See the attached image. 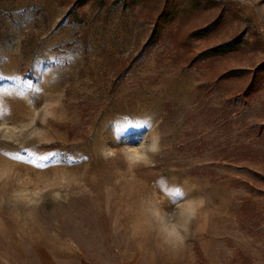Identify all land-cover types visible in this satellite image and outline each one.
<instances>
[{
  "label": "rangeland",
  "instance_id": "obj_1",
  "mask_svg": "<svg viewBox=\"0 0 264 264\" xmlns=\"http://www.w3.org/2000/svg\"><path fill=\"white\" fill-rule=\"evenodd\" d=\"M221 1L241 18L226 37L264 42V0ZM136 12L0 0V264H264V72L230 99L264 53L157 63ZM236 67L249 73L200 88Z\"/></svg>",
  "mask_w": 264,
  "mask_h": 264
},
{
  "label": "trees",
  "instance_id": "obj_2",
  "mask_svg": "<svg viewBox=\"0 0 264 264\" xmlns=\"http://www.w3.org/2000/svg\"><path fill=\"white\" fill-rule=\"evenodd\" d=\"M59 1L66 5L69 0ZM73 1L80 7L88 4L91 8L108 3V0ZM124 3L132 11H137V19L152 23V28L144 40L139 56L148 55L157 50L155 56L157 63H160L164 55H167L172 63H180L181 68L198 71L206 65H213L220 59L229 58L244 50L260 49L264 53V42L255 29L244 28L228 37L225 36V23L241 18L235 9L225 5L221 0H124ZM138 7H141V10H138ZM67 15V22H85L84 12L75 7L69 8ZM86 25L87 22L80 33L82 45L85 44L88 33ZM205 39L214 42L194 52L193 43ZM134 58L137 59L136 56ZM132 63L130 62L125 68L120 66L117 74L124 75ZM258 69L259 71L251 76L246 90L230 98L233 102L245 100L244 98L262 87L264 60L258 65ZM248 71L240 67L229 69L222 72L218 80L201 84L200 88H207L210 91L214 86H218L221 80L247 75Z\"/></svg>",
  "mask_w": 264,
  "mask_h": 264
},
{
  "label": "snow or ice",
  "instance_id": "obj_3",
  "mask_svg": "<svg viewBox=\"0 0 264 264\" xmlns=\"http://www.w3.org/2000/svg\"><path fill=\"white\" fill-rule=\"evenodd\" d=\"M3 78H4L3 76H0V79H3ZM27 87L31 88L32 87L31 83H27ZM42 159H47V157H42ZM41 166L43 167L44 165H41ZM183 198H185L184 194L180 191H176V192L171 194L170 203H172L174 205L175 203L180 202V200Z\"/></svg>",
  "mask_w": 264,
  "mask_h": 264
}]
</instances>
